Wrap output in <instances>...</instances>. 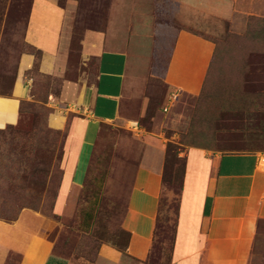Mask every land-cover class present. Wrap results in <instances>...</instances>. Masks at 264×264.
<instances>
[{"label":"rangeland","instance_id":"374dc122","mask_svg":"<svg viewBox=\"0 0 264 264\" xmlns=\"http://www.w3.org/2000/svg\"><path fill=\"white\" fill-rule=\"evenodd\" d=\"M155 1L162 34L155 74L132 89L136 108L126 116L133 119L105 125L98 141L93 136L97 144L85 185L65 212L55 206L63 142L75 115L70 109L97 71L94 58L81 57V41L88 30H104L111 0H58L67 11V47L60 53L63 63L49 58L47 73L41 70L43 53L25 39L33 0H0V96H11L19 78L28 93L15 125L0 128V220H16L26 209L43 214L58 223L57 251L78 264L95 262L103 245H129L130 233L122 226L127 204L137 184H145L139 172L154 148L162 154L163 190L150 264H168L185 173L181 153L264 151V0H234L232 19L185 6L175 15L177 2ZM184 31L216 48L198 95L178 93L161 77L173 41ZM25 55L34 64L22 73ZM160 255L161 263H155Z\"/></svg>","mask_w":264,"mask_h":264},{"label":"crops","instance_id":"0c3cea01","mask_svg":"<svg viewBox=\"0 0 264 264\" xmlns=\"http://www.w3.org/2000/svg\"><path fill=\"white\" fill-rule=\"evenodd\" d=\"M172 1L180 5L175 15L183 14L180 7L185 6L234 17V0ZM66 17L58 0L32 2L25 39L43 53L45 73L50 57L55 56L57 66L64 62L60 53L67 47ZM160 30L155 0H111L104 30L85 32L81 57L94 58L97 71L93 84L79 88L70 109L75 115L67 125L56 209L66 212L84 187L97 144L93 136L99 135L98 141L105 125L123 126L133 119L126 116L136 108L130 94L134 98L137 84L155 74ZM171 49L162 79L178 93L198 95L214 64L215 45L184 31ZM33 64L25 55L21 72ZM27 98L24 79L19 78L11 96H0V128L15 125ZM153 150L139 172L147 177L145 184H137L127 204L122 226L130 233L129 245L125 250L103 245L95 262L82 264H150L163 190L162 154ZM181 154L185 173L168 264H264V151L218 154L192 149ZM56 224L30 209L15 221L0 220V264H78L57 251ZM161 258H154L155 263Z\"/></svg>","mask_w":264,"mask_h":264},{"label":"trees","instance_id":"16d2710c","mask_svg":"<svg viewBox=\"0 0 264 264\" xmlns=\"http://www.w3.org/2000/svg\"><path fill=\"white\" fill-rule=\"evenodd\" d=\"M31 47L34 48L35 50L41 52L40 50L36 49L35 47H33V46H31ZM41 53H42V52H41ZM21 105H22V103H21ZM67 134H68V131H67V133L65 134V140H66ZM65 140H64V142H63V154H64ZM62 159H63V155H61V160H62ZM60 167H61V165H60ZM61 170H62V169H61ZM62 177H63V170H62L61 180H62ZM60 183H61V181H60ZM17 219H18V218H16V220H17ZM13 221H15V220H13ZM120 250H125V249L120 248Z\"/></svg>","mask_w":264,"mask_h":264},{"label":"built area","instance_id":"2783aa9c","mask_svg":"<svg viewBox=\"0 0 264 264\" xmlns=\"http://www.w3.org/2000/svg\"><path fill=\"white\" fill-rule=\"evenodd\" d=\"M133 128H134V127H133ZM135 128L138 129V126L136 125Z\"/></svg>","mask_w":264,"mask_h":264}]
</instances>
